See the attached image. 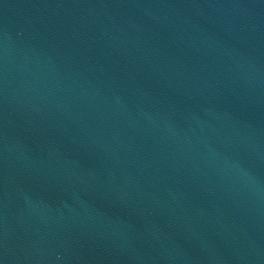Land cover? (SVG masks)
Here are the masks:
<instances>
[{"label": "water", "instance_id": "obj_1", "mask_svg": "<svg viewBox=\"0 0 264 264\" xmlns=\"http://www.w3.org/2000/svg\"><path fill=\"white\" fill-rule=\"evenodd\" d=\"M0 264H264V0H0Z\"/></svg>", "mask_w": 264, "mask_h": 264}]
</instances>
